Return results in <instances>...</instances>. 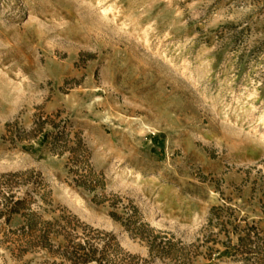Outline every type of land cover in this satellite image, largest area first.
<instances>
[{"label": "rangeland", "instance_id": "obj_1", "mask_svg": "<svg viewBox=\"0 0 264 264\" xmlns=\"http://www.w3.org/2000/svg\"><path fill=\"white\" fill-rule=\"evenodd\" d=\"M85 240L264 264V0H0V264Z\"/></svg>", "mask_w": 264, "mask_h": 264}, {"label": "trees", "instance_id": "obj_2", "mask_svg": "<svg viewBox=\"0 0 264 264\" xmlns=\"http://www.w3.org/2000/svg\"><path fill=\"white\" fill-rule=\"evenodd\" d=\"M12 210V208H11ZM97 249L90 244L89 241L77 242L68 251L71 259L76 263H90L94 264H116L108 259L103 251L96 255Z\"/></svg>", "mask_w": 264, "mask_h": 264}]
</instances>
